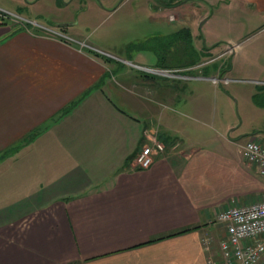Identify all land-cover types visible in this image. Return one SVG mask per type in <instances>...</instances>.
I'll list each match as a JSON object with an SVG mask.
<instances>
[{
    "label": "crops",
    "instance_id": "0c3cea01",
    "mask_svg": "<svg viewBox=\"0 0 264 264\" xmlns=\"http://www.w3.org/2000/svg\"><path fill=\"white\" fill-rule=\"evenodd\" d=\"M188 1L165 3L181 10ZM244 2L264 13V0ZM66 35L13 34L0 19V264H211L205 241L212 240L217 258L225 236L219 213L264 199V175L243 154L251 139L264 144V99L235 136L226 133L236 120L207 138L212 101L200 102L185 82H212L220 93L209 77L165 87L133 77L119 86ZM172 44L145 43L156 65L210 52L179 39ZM181 98L206 125L187 128L178 112L162 110ZM155 141L165 150L139 167L138 153Z\"/></svg>",
    "mask_w": 264,
    "mask_h": 264
},
{
    "label": "rangeland",
    "instance_id": "374dc122",
    "mask_svg": "<svg viewBox=\"0 0 264 264\" xmlns=\"http://www.w3.org/2000/svg\"><path fill=\"white\" fill-rule=\"evenodd\" d=\"M165 1L0 0V19L12 28L13 34L17 28H22L60 38L65 34L68 38L76 37L81 42L80 48L91 59L108 67L105 80L112 79L119 86L129 84L133 77L155 79L163 86L172 80L181 86L184 77H209L217 83L220 93H213L211 81L193 84L187 80L185 88H193L194 97L203 98L200 102L207 98L212 101L214 115L211 118L215 124L211 119L206 125L191 117L190 114H196V108L191 103L182 106L183 98L178 103L172 101L168 107L162 105V110L178 112L188 120L187 128L206 125L202 133L213 139L218 127L229 126L236 120L234 126L227 127L226 133L235 136L257 104L254 94L258 92L264 96L259 89H264V13L244 0H189L181 10L169 8ZM198 15L203 16L199 23ZM170 16L175 18L170 20ZM208 16L209 20L201 24ZM179 29L189 30L185 46L199 45L210 48V52H204L194 63L183 57L180 63L185 61L181 65H156L157 55L148 50L145 43L149 37L154 39L158 34L179 33ZM228 69L231 72H227ZM221 70L223 74H217ZM225 73L231 78L225 77ZM233 76L239 80H230ZM216 78L218 82H215ZM253 79L260 80V84H255ZM132 90L139 94L135 88ZM151 98L155 99L154 96ZM229 111H232L231 116L227 115ZM195 136L199 137L198 132Z\"/></svg>",
    "mask_w": 264,
    "mask_h": 264
},
{
    "label": "built area",
    "instance_id": "2783aa9c",
    "mask_svg": "<svg viewBox=\"0 0 264 264\" xmlns=\"http://www.w3.org/2000/svg\"><path fill=\"white\" fill-rule=\"evenodd\" d=\"M164 150L160 141L144 146L136 157L138 166L149 167ZM243 154L264 175V144L251 139L243 145ZM218 221L225 236L219 242L217 258L211 252L212 240L205 241L211 264H264V199L227 208L219 213Z\"/></svg>",
    "mask_w": 264,
    "mask_h": 264
},
{
    "label": "trees",
    "instance_id": "16d2710c",
    "mask_svg": "<svg viewBox=\"0 0 264 264\" xmlns=\"http://www.w3.org/2000/svg\"><path fill=\"white\" fill-rule=\"evenodd\" d=\"M20 30H22V28H17V30H15L14 32H18V31H20ZM181 31H183L184 33L182 34V35H180L179 33L181 32ZM179 33H177L176 32V34H174V35H168V36H165L166 38H163V37H155L154 39L153 38H151V39H149L148 40V42L147 43H149V44H152V43H154V44H157L159 47H166V45L169 47V45H171V43H174L175 41L177 42V40L179 39L180 40V42H182V46L183 47H186L185 45H186V42H185V40L187 39V37L189 36V30L188 29H185V30H181ZM179 34V35H178ZM174 39V40H173ZM162 42H164V44H162ZM161 43V44H160ZM189 46V45H188ZM159 54V56H161L160 55V53H158ZM191 57H192V55H190ZM200 58V54L198 53V52H196V55L194 56V58H190L191 59V62L190 63H194V62H196L197 61V59H199ZM185 60H183V62H184ZM163 65H166V64H163ZM207 71H204V73H206ZM260 90H262V92H263V95H264V89H261V87L259 88ZM87 93L85 92L81 97H79V99L78 100H76V101H74V102H72L70 105H68L67 107H65L64 109H63V111L58 115V117L57 118H60L62 115H64L65 113H67V112H69L70 111V109H72V107H74L85 95H86ZM253 98H254V100H255V102L256 103H259V104H263V99H264V97L262 98L261 97V95H260V93H256V94H254V96H253ZM56 119V118H55ZM54 118L52 119V120H55Z\"/></svg>",
    "mask_w": 264,
    "mask_h": 264
}]
</instances>
